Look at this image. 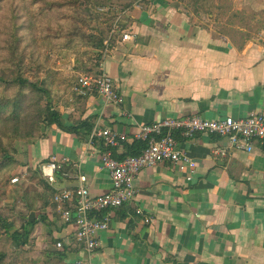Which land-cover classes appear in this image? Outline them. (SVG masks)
Wrapping results in <instances>:
<instances>
[{
	"label": "crops",
	"instance_id": "1",
	"mask_svg": "<svg viewBox=\"0 0 264 264\" xmlns=\"http://www.w3.org/2000/svg\"><path fill=\"white\" fill-rule=\"evenodd\" d=\"M149 1L150 10H135L121 20L127 27L123 33H134L137 40L123 42L118 36L106 61L105 72L123 96L124 107L87 98L74 119L64 117L67 127L82 119L92 129L100 124L131 138L141 125L162 120L195 115L220 121L264 114L263 43L249 32L243 34L249 33V39L226 43L202 28L198 15L182 10L180 0ZM227 142L220 137H177L179 149L193 159L196 170L176 172L169 163L144 170L135 182L138 202L114 213L110 230L98 237L100 249L90 264H264L261 144L247 153L230 150ZM134 143L115 150V158L129 157ZM99 146L52 127L46 139L29 148L28 165L67 159L59 166L72 167L74 175L57 182L55 190L74 189L84 176L91 195L103 196L112 183L100 167L104 151ZM220 149L226 150L227 160L214 154ZM138 209L143 215L136 214ZM27 218L37 224V245L47 255L64 251L66 264L85 257L75 241V226L64 223L53 208ZM58 243L63 244L61 251L56 250Z\"/></svg>",
	"mask_w": 264,
	"mask_h": 264
},
{
	"label": "trees",
	"instance_id": "2",
	"mask_svg": "<svg viewBox=\"0 0 264 264\" xmlns=\"http://www.w3.org/2000/svg\"><path fill=\"white\" fill-rule=\"evenodd\" d=\"M149 0H0V235H9L10 227H22L23 239L16 240L14 250L0 249V264H40L27 258L36 252V223L28 222V215L56 206V190L43 180L40 169L22 164L16 145L18 142L34 144L49 128L57 127L65 134L76 135L89 142L92 131L86 120L75 121L67 127L64 115L57 107L64 95L75 86L81 74L95 72L105 53L104 43L113 31L119 17L133 15L134 6H149ZM181 9L194 15L205 14L216 22L234 23L237 11L217 0H180ZM130 20V18H128ZM128 20L125 18L124 22ZM122 29H127L126 26ZM113 36L107 54L117 45ZM67 68H53L56 62ZM31 63L30 65H28ZM32 76H27L28 72ZM68 91V92H67ZM67 92V93H66ZM83 96L65 100L64 108L71 109L86 101ZM69 120H72L70 115ZM98 147V143H95ZM102 147L103 145H100ZM144 145L134 143L127 155L137 156ZM125 158V157H124ZM123 159V158H122ZM26 176L19 187L11 185L15 176ZM74 175L70 166L60 168L57 182ZM41 187L42 190L38 188ZM15 197L11 207L1 203ZM41 203V206L39 204ZM47 264H66V252L47 255Z\"/></svg>",
	"mask_w": 264,
	"mask_h": 264
},
{
	"label": "built area",
	"instance_id": "3",
	"mask_svg": "<svg viewBox=\"0 0 264 264\" xmlns=\"http://www.w3.org/2000/svg\"><path fill=\"white\" fill-rule=\"evenodd\" d=\"M134 10L142 11L143 6L137 3ZM122 18L119 17L109 38L104 43L105 53L99 68L93 73L79 75L74 86V92L78 96L102 98L107 105L118 108L124 107L125 100L120 93L115 91L114 81L106 74L105 67L110 42L113 36L122 32ZM137 38V35L131 32L121 35L123 42H133ZM199 136L227 139V147L230 150L247 153H252L260 143L259 149L264 156V114L251 112L240 119L229 117L220 121H207L195 115L181 119L162 120L141 125L131 138L118 134L110 128H101L100 124L93 127L89 144L95 146V143L99 142L105 148L101 154L102 165L100 167L111 179V191L106 195L93 197L86 184L87 178L81 176L78 187L56 189L53 198L57 213L64 223L75 226V241L83 247L85 257L77 259L74 264H90L91 259L100 249L98 237L110 230L114 213L138 202L139 195L135 182L144 170L167 163L176 172L189 170L193 173L196 170L197 165L193 159L179 149L177 137L194 140ZM131 140L144 145L140 155L116 159L115 150L129 144ZM214 154L225 160L228 159V154L224 149L217 150ZM66 163H68L67 159L53 157L48 163L41 165V176L50 187L55 189L59 165ZM21 180V177H15L12 184L16 185ZM136 214L141 216L143 212L138 209ZM152 221V218H147L146 223L150 224ZM153 245L154 243H150V246ZM62 249L63 244L58 243L56 250L61 251Z\"/></svg>",
	"mask_w": 264,
	"mask_h": 264
},
{
	"label": "rangeland",
	"instance_id": "4",
	"mask_svg": "<svg viewBox=\"0 0 264 264\" xmlns=\"http://www.w3.org/2000/svg\"><path fill=\"white\" fill-rule=\"evenodd\" d=\"M220 2L221 5L232 8V10L237 11L239 13L238 19L234 23H227V22H216L214 19H212V22L209 20V18L206 15H198L197 19H199V25L202 26V28H208L212 30V33L217 36L218 40H223L224 42L228 43L230 41L233 43L236 39H241L244 37V32H249L252 35H254V38L264 44V0H217ZM261 6V10L258 11V7ZM147 10H150V8H147ZM215 21V23L213 22ZM245 39V38H243ZM29 63L28 65H30ZM53 68H59L58 71L63 70L64 76L68 77V70L67 68L61 67L60 63L57 61ZM66 69V70H64ZM27 76L30 78L32 76V72H28ZM68 92V91H67ZM66 92V93H67ZM74 96H78L74 92V87L69 90V92L64 95L61 99H64L59 102V104H56L57 109L63 113L64 117L67 118L68 116H72V118H75L81 110L83 109L84 105L81 104L79 106L72 107L71 109H65L64 108V102L65 100H74ZM50 129V128H49ZM48 129V130H49ZM45 137L39 138L34 142V144L40 140H44L47 138V132L44 133ZM32 144V145H34ZM31 144H28L27 142H18L16 145V148L18 149L20 162L22 164H29V148L32 146ZM23 175H21V182L14 185H11L19 187L22 184H29L26 182V176H24L25 170L22 171ZM15 197H10L8 200H4L1 203V207L8 208L11 207L14 203ZM21 227H10V233L9 235H0V249L1 250H14L16 247V241L13 239H10L11 236L16 237V240L21 241L23 238ZM38 248H36V252H32L30 254H27V258H31L34 260H37L40 258L39 263L40 264H47L45 261V257H40L42 253V249L37 245ZM45 252V250H44ZM43 252V253H44Z\"/></svg>",
	"mask_w": 264,
	"mask_h": 264
},
{
	"label": "water",
	"instance_id": "5",
	"mask_svg": "<svg viewBox=\"0 0 264 264\" xmlns=\"http://www.w3.org/2000/svg\"><path fill=\"white\" fill-rule=\"evenodd\" d=\"M250 37H251V35L249 33H246L244 36L245 39H249Z\"/></svg>",
	"mask_w": 264,
	"mask_h": 264
}]
</instances>
